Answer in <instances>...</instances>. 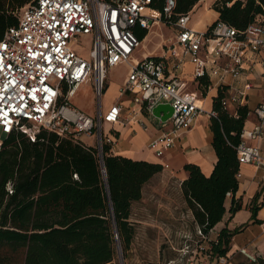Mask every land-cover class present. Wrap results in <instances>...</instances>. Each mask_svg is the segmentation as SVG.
Wrapping results in <instances>:
<instances>
[{
    "label": "built area",
    "instance_id": "1",
    "mask_svg": "<svg viewBox=\"0 0 264 264\" xmlns=\"http://www.w3.org/2000/svg\"><path fill=\"white\" fill-rule=\"evenodd\" d=\"M175 7L176 0H32L26 4L17 25L8 28L0 40V147L14 133L24 134L31 142L41 131L69 140L92 138L105 177L104 148L114 145L118 136L113 129L104 133L103 125H125L137 113L152 117L160 131L146 148L161 159L197 116H216L202 107L203 92L213 91L214 97L221 94L227 111L245 106L249 92L260 89L246 76L259 67L264 78V11L243 30L215 20L198 31L190 25L192 11L177 15ZM163 27L170 29L172 38L161 47L162 54L133 58L142 44L136 33L146 30L149 34L156 28L161 34ZM81 37L88 38L86 57L75 48ZM185 62L192 66L197 92L185 91L180 77ZM117 64L127 66V76L119 87V99L104 111L106 74ZM241 77L242 85L233 84ZM202 80L208 84L201 85ZM83 85L92 89L93 115L71 103ZM124 100L129 107L122 104ZM160 104L172 109L165 121L152 115ZM252 113L256 120L241 131L234 149L239 168L250 165L261 174L258 208L264 211V100ZM161 166L168 168L166 163ZM240 177L238 170L237 180ZM7 190L11 193L10 185ZM196 236L207 239L198 226ZM191 242L197 248L196 240ZM198 252H191L190 264L223 260L211 252ZM239 253L253 263L259 257L246 247Z\"/></svg>",
    "mask_w": 264,
    "mask_h": 264
},
{
    "label": "trees",
    "instance_id": "2",
    "mask_svg": "<svg viewBox=\"0 0 264 264\" xmlns=\"http://www.w3.org/2000/svg\"><path fill=\"white\" fill-rule=\"evenodd\" d=\"M31 1L0 0V40L17 25L21 9ZM199 1L176 0L175 14H187ZM212 9L217 20L243 30L264 11V0H215ZM136 35L142 41L147 31ZM221 97L213 98L216 116L210 117L217 158L213 170L206 177L198 166L187 164L183 168L187 178L180 185L204 235L222 220L227 195L238 190L234 148L248 115L246 106L235 113L225 110ZM103 166L105 177L95 148L80 142L45 131L34 142L22 133L9 135L0 147V264H117L116 240L124 252L136 233L129 222L131 205L141 199L142 186L161 173L162 166L113 156L107 146ZM258 211L251 208L254 223L259 224ZM236 233L222 229L208 253L225 257ZM255 264H264V253Z\"/></svg>",
    "mask_w": 264,
    "mask_h": 264
},
{
    "label": "crops",
    "instance_id": "3",
    "mask_svg": "<svg viewBox=\"0 0 264 264\" xmlns=\"http://www.w3.org/2000/svg\"><path fill=\"white\" fill-rule=\"evenodd\" d=\"M214 2L215 0H211L210 5L205 6L200 11L199 20L191 25L193 29L198 31L204 30L218 19V14L211 9ZM200 3L205 4L206 2L205 0H200L191 11L196 9ZM148 36L149 34H147L142 42H145ZM142 46L145 47V43ZM143 55H151V53L145 52ZM191 72V64L185 62L180 77L186 86H190V92H197L198 89L196 90L195 85L192 84ZM259 72V67H255L254 73L246 76L252 83L259 86L260 89H252L248 94V101L245 105L248 109V115L244 129L252 127L256 120L252 113L253 109L261 100H264V78L260 76ZM243 81L244 78L241 77L234 83L230 81V84L233 83L240 86ZM211 92L212 96L207 98L204 92L202 97V107L206 111L212 110L214 92ZM117 95L118 100L119 91ZM112 104L107 105L104 111ZM122 104L127 107L130 106L127 100L122 101ZM73 106L76 107L74 104ZM230 110L235 113L236 109ZM82 111L89 115L94 114V112ZM159 128V125L152 117L143 113L135 114L129 118V122L125 125H115L112 127L105 124L106 132L113 129L117 131L118 136L116 143L109 146V153L111 155L126 157L134 161H147L156 164L166 163L168 165L167 169H162L163 175H154L142 186L141 199L131 205L129 222L135 225L136 232L139 231L141 233L140 240L134 236L131 245H138L141 248H160L163 243L173 244L177 243L180 238H183L186 239L183 241V246L186 247L194 239L198 243L196 248V250H199L198 254L207 253L210 250L211 244L217 242L218 238L216 235L222 229H226L227 232L237 231V233L231 238L229 251L226 256L218 264H255L241 255L239 249L246 247L250 251L256 252L260 257L264 253V211L259 209L257 212L256 220L260 221L259 224L254 223V219L251 217V208H258L260 201V172L250 165H243L239 168L241 177L238 180V190L234 195L226 197L224 204L225 213L222 220L214 226L212 232L206 234V240L200 239L196 236L197 225L191 211L187 208L185 211L187 221L181 220V211L173 194L161 191L158 185L175 184L180 188L181 183L187 178V172L183 169L187 164L198 166L206 177L211 174L217 158L212 147L210 117L205 114L197 116L191 128L180 136L176 145L161 159L156 158L146 148L148 142L158 135ZM79 142L85 145L82 139H79ZM251 144H254V142H251ZM86 146L91 145L87 144ZM232 207H239V210L231 212L230 209ZM163 220V227L167 231L165 235L166 240H160L159 238V233L163 231L161 227ZM155 237L157 238L155 239ZM186 261L190 264L188 260ZM172 262L170 261V264Z\"/></svg>",
    "mask_w": 264,
    "mask_h": 264
},
{
    "label": "rangeland",
    "instance_id": "4",
    "mask_svg": "<svg viewBox=\"0 0 264 264\" xmlns=\"http://www.w3.org/2000/svg\"><path fill=\"white\" fill-rule=\"evenodd\" d=\"M205 2H206L205 4L200 3L198 7H196V9L192 11L190 25H193V23L199 20L200 11H202L205 6L207 5L209 6L211 0L210 1L205 0ZM171 38H172V34L170 29H168V27L166 28L163 27L161 34L156 28L152 29L151 33H149L148 39L145 42H142L141 47L134 52L132 57L135 59H140V57L145 52L151 53L152 56H159L162 54L161 47L164 44H167L171 40ZM87 40H88L87 37H81V39L78 40L77 42V46L75 47L81 51V54L84 57L87 56V52L89 50L88 46H86ZM144 43H145V47L144 46L142 47ZM127 71H128L127 66L124 64H117L108 69L106 74V90L104 92L101 101L102 110H104L107 105L112 104L117 100L118 88L122 85L125 77L127 76ZM185 91L190 92V86H187L185 88ZM209 96H212L211 91L208 92L207 98ZM71 103L72 105L74 104L76 108L78 107L89 113H93L96 110L94 95L89 85H83L78 90V92L72 99ZM229 112L233 113L231 110ZM103 132L106 133L105 125H103ZM79 139H82L84 141L85 146L87 144L91 145L90 147H93L95 145V141L92 138H88L84 136L72 137V140L76 142H79ZM158 175H163V174L161 172ZM158 188H160L161 191L163 190L165 192H169L170 194H173V197L176 203L179 205L181 211V220L187 221V216H186L187 214L185 213V211L188 207L182 195L181 187L179 188L175 184H160L158 185ZM162 222L163 223L161 227L163 231L159 233V238L160 240H166L165 235L167 234L166 233L167 231H165L166 228L163 227L164 220ZM135 236L136 239L140 240L141 233L137 231L135 233ZM156 238L157 237H155V239ZM184 240L186 239L180 238V240L177 243H173V244L163 243L160 248H141L138 245L132 246L130 244L129 248L123 252V248L118 238L115 244V261L117 262V264H170V261H173L172 264H188L186 260L192 255L191 252L196 250V244L190 242L188 243L189 245L186 246L187 247L186 248L183 246Z\"/></svg>",
    "mask_w": 264,
    "mask_h": 264
},
{
    "label": "water",
    "instance_id": "5",
    "mask_svg": "<svg viewBox=\"0 0 264 264\" xmlns=\"http://www.w3.org/2000/svg\"><path fill=\"white\" fill-rule=\"evenodd\" d=\"M172 113V109L168 105H157L152 110V115L156 118H160L161 121L167 120ZM162 114V115H161Z\"/></svg>",
    "mask_w": 264,
    "mask_h": 264
},
{
    "label": "bare ground",
    "instance_id": "6",
    "mask_svg": "<svg viewBox=\"0 0 264 264\" xmlns=\"http://www.w3.org/2000/svg\"><path fill=\"white\" fill-rule=\"evenodd\" d=\"M202 104V103H201Z\"/></svg>",
    "mask_w": 264,
    "mask_h": 264
}]
</instances>
